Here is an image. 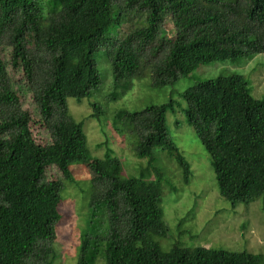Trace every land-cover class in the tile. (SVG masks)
Wrapping results in <instances>:
<instances>
[{"label": "trees", "instance_id": "obj_1", "mask_svg": "<svg viewBox=\"0 0 264 264\" xmlns=\"http://www.w3.org/2000/svg\"><path fill=\"white\" fill-rule=\"evenodd\" d=\"M129 10L139 13L138 24L120 35ZM166 17L175 28L171 38L162 28ZM99 51L111 70L112 99L147 69L154 87L171 85L199 66L264 53V0H49L47 12L40 0H0V264H52L62 182L47 181L45 170L54 165L75 183L70 166L80 162L91 173L90 215L101 211L105 229L93 240L84 235L76 264H94L98 244L105 264H264V252L178 242L161 249L156 239L165 238L168 227L156 151L175 157L185 181L191 174L165 128L172 100L120 110L114 118L137 133L134 154L147 159L153 180L121 176L113 152L101 159L87 156L83 124L70 115L67 99L97 90ZM9 65L23 73L50 144L32 139L31 118L16 95ZM181 97L220 196L233 207L264 197V99L251 94L237 73L202 79ZM91 107V117L98 119L100 106L91 102Z\"/></svg>", "mask_w": 264, "mask_h": 264}, {"label": "rangeland", "instance_id": "obj_2", "mask_svg": "<svg viewBox=\"0 0 264 264\" xmlns=\"http://www.w3.org/2000/svg\"><path fill=\"white\" fill-rule=\"evenodd\" d=\"M40 1L44 12H47L49 0ZM127 13L130 21L121 25L120 35L131 31L138 24L139 13L135 14L134 10ZM162 28L167 37L175 35V28L169 17L164 19ZM4 58L8 60V52L4 54ZM95 62L101 76L97 90L90 97L80 100L68 98V109L70 115L83 124L87 137V156L90 159H101L108 151L113 152V156L121 163V176L142 175L146 180L155 178L153 171L148 169L147 159L138 158L134 154L133 149L138 141L137 133L124 121L114 120L115 114L120 110L139 111L147 105H159L169 100L174 102V109L166 112L165 128L168 137L190 164L191 174L188 181H185L182 168L175 157L168 155L165 150L156 151L154 165L165 180L162 184L161 205L163 219L168 227L167 236L156 239L161 249L168 251L178 242L187 247L203 246L228 251L263 253L264 197L248 204L238 203L233 207L220 196L210 158L186 121L183 111L186 103L181 93L202 79L237 73L246 78L251 94L264 99V53L243 57L234 62H211L197 67L189 76H180L174 84L161 87L152 85V76L147 69L146 76L132 80L127 91L117 90L115 99L111 98L114 92L112 74L103 52L96 54ZM8 70L15 83V92L22 109L30 115L29 131L32 139L41 146L50 144V132L34 104L32 94L28 91L23 73L11 65ZM91 102L100 106L98 119L91 117ZM70 167L75 183L65 180L54 165L45 170L47 181L62 182L59 219L54 224L56 238L53 243L55 258L52 259V264H76L84 235L89 234V238L95 234L103 236L105 229L101 211L90 215L89 202L93 186L89 168L81 162L72 163ZM102 246L98 244L99 253L94 264H105Z\"/></svg>", "mask_w": 264, "mask_h": 264}]
</instances>
